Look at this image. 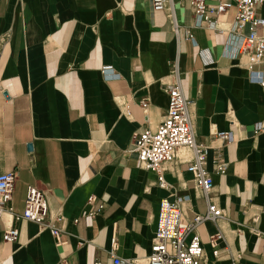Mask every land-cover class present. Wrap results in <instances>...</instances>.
<instances>
[{
	"label": "crops",
	"instance_id": "0c3cea01",
	"mask_svg": "<svg viewBox=\"0 0 264 264\" xmlns=\"http://www.w3.org/2000/svg\"><path fill=\"white\" fill-rule=\"evenodd\" d=\"M173 3L158 12L152 0H0V175H17L12 213L0 220V264H114V240L117 258L148 264L163 200L183 199L190 222L207 214L188 171L191 149L178 150L164 188L134 152L137 136L167 114L175 62L225 216L194 232L202 264H264V62L251 66L227 34L198 27L190 0ZM235 15L234 6L217 26ZM29 186L62 217L63 246L39 225L14 221ZM10 228L19 231L13 244L4 241Z\"/></svg>",
	"mask_w": 264,
	"mask_h": 264
},
{
	"label": "built area",
	"instance_id": "2783aa9c",
	"mask_svg": "<svg viewBox=\"0 0 264 264\" xmlns=\"http://www.w3.org/2000/svg\"><path fill=\"white\" fill-rule=\"evenodd\" d=\"M174 0H152L155 11H164L173 5ZM236 8L235 19L232 23H226L227 28H219L217 25L222 18H226L233 5L223 3L222 0H190L193 7L198 27L215 30L221 34H227L230 44L234 46L236 55H245L251 66H258L264 62V19L259 16V9L263 0H232ZM174 29L177 25L174 22ZM112 71V67L103 68V72ZM174 84L168 88L169 104L167 114L163 122L156 130L142 132L134 142V152L139 156L142 168L155 172L158 176L159 186L164 188L166 183L163 176L168 166L176 159L179 149L189 148L194 157L188 171L194 176L196 185L202 190L208 202L206 215H199L193 221L184 218L181 210L183 199L175 202L163 200L160 204V212L157 222L154 244L148 264H202L204 251L199 237L194 233L196 228L211 221L217 223L222 220L224 212L212 199L214 182L207 170L209 148L196 142L192 120L189 112V103L184 97L181 84L178 62L172 65ZM264 87V82L262 83ZM263 126L257 127V132H262ZM214 137L224 144L234 141L232 133H217ZM218 171L224 174L226 166L217 165ZM17 179L16 173L0 175V220L6 212L12 213L8 204L12 200L14 185ZM94 206L96 199L91 197L88 202ZM102 209V208H101ZM100 212V211H99ZM91 215H94L92 212ZM14 221L31 222L48 230L55 240L56 246L65 244L63 231L60 224L62 217H51L47 194L44 190L35 186H29L22 214H14ZM256 221V219H255ZM193 235L188 241V238ZM19 239V231L14 228L7 229L4 233V241L13 244ZM223 240L221 234L210 238V245L217 249L218 242ZM117 242L113 241L111 255L114 264H133L130 260H121L115 256Z\"/></svg>",
	"mask_w": 264,
	"mask_h": 264
}]
</instances>
